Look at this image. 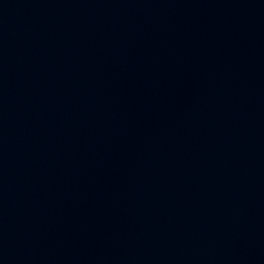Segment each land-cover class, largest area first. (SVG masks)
Returning <instances> with one entry per match:
<instances>
[{"label": "water", "instance_id": "obj_1", "mask_svg": "<svg viewBox=\"0 0 264 264\" xmlns=\"http://www.w3.org/2000/svg\"><path fill=\"white\" fill-rule=\"evenodd\" d=\"M0 264H264V0H0Z\"/></svg>", "mask_w": 264, "mask_h": 264}]
</instances>
